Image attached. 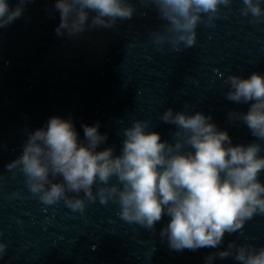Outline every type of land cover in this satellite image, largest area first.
<instances>
[{
	"label": "clouds",
	"instance_id": "clouds-1",
	"mask_svg": "<svg viewBox=\"0 0 264 264\" xmlns=\"http://www.w3.org/2000/svg\"><path fill=\"white\" fill-rule=\"evenodd\" d=\"M29 2L17 0L13 8L8 0H0V28L19 19ZM142 2L150 4L164 22L162 30L151 34L153 42L168 43L180 51L181 45L194 46L199 24H211L232 0ZM242 5L241 15H250L252 23L264 20L261 0H242ZM54 8L60 14L55 32L68 37L112 29L136 13L131 0H56ZM225 85L227 100L252 102L247 112H229V119L242 121L257 141H264V75H229ZM160 120L174 126V143L149 131V121L137 119L123 129L117 155L112 146L97 150L108 140L107 133H100L98 121L82 125L81 141L71 119L52 116L45 127L28 135L21 154L6 168L22 172L29 192L46 205L63 201L72 211L83 213L86 202L113 201L122 220L148 230L154 231L157 222L169 216L160 236L167 238L172 250L219 249L226 234L242 232L247 221L264 215V181L260 179L264 145L255 141L233 145L229 133L220 130L211 115L199 111L167 108ZM7 249L0 242V258ZM217 257L264 264V247L229 241L226 249L209 254L206 264Z\"/></svg>",
	"mask_w": 264,
	"mask_h": 264
}]
</instances>
